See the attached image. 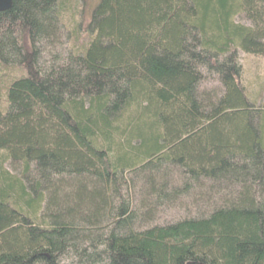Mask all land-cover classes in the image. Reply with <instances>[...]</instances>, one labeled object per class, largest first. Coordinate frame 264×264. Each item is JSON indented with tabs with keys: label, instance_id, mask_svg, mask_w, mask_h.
Masks as SVG:
<instances>
[{
	"label": "trees",
	"instance_id": "16d2710c",
	"mask_svg": "<svg viewBox=\"0 0 264 264\" xmlns=\"http://www.w3.org/2000/svg\"><path fill=\"white\" fill-rule=\"evenodd\" d=\"M75 1L0 13V264H264V0Z\"/></svg>",
	"mask_w": 264,
	"mask_h": 264
},
{
	"label": "rangeland",
	"instance_id": "374dc122",
	"mask_svg": "<svg viewBox=\"0 0 264 264\" xmlns=\"http://www.w3.org/2000/svg\"><path fill=\"white\" fill-rule=\"evenodd\" d=\"M97 0H86L85 3L78 4L73 2L68 8L66 14L73 22H81L83 36L86 37L91 14L96 6ZM240 60L243 64L244 77L243 82L247 88L248 94L256 105L264 103V58L253 57L240 53Z\"/></svg>",
	"mask_w": 264,
	"mask_h": 264
},
{
	"label": "water",
	"instance_id": "95a60500",
	"mask_svg": "<svg viewBox=\"0 0 264 264\" xmlns=\"http://www.w3.org/2000/svg\"><path fill=\"white\" fill-rule=\"evenodd\" d=\"M12 4V0H0V13L10 10Z\"/></svg>",
	"mask_w": 264,
	"mask_h": 264
}]
</instances>
